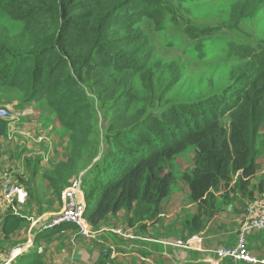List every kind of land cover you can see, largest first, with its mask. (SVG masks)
Listing matches in <instances>:
<instances>
[{
  "label": "trees",
  "instance_id": "1",
  "mask_svg": "<svg viewBox=\"0 0 264 264\" xmlns=\"http://www.w3.org/2000/svg\"><path fill=\"white\" fill-rule=\"evenodd\" d=\"M160 1L0 0V10L22 24L21 31L11 33L0 23V86L24 93V102L44 100L70 131V154L57 173L67 183L86 170L85 216L95 228L121 209L134 210L141 221L155 219L175 179L171 162L188 144L196 147L197 166L189 176L197 198L231 171L239 173L237 186H244L242 178L255 173L261 153L264 43L235 50L243 63L231 70L232 83L220 94L159 113L146 94L139 107L134 74L140 73L147 92L152 90L153 46L137 24L144 17L158 23ZM263 4L259 0L238 14L253 15L252 9ZM112 96L118 104L112 119L118 128L111 136L115 142L94 161L98 141L82 152L87 122L98 123L101 104ZM226 114L223 125L219 118ZM6 132L7 122L0 118V137ZM51 178L58 189V178Z\"/></svg>",
  "mask_w": 264,
  "mask_h": 264
},
{
  "label": "crops",
  "instance_id": "2",
  "mask_svg": "<svg viewBox=\"0 0 264 264\" xmlns=\"http://www.w3.org/2000/svg\"><path fill=\"white\" fill-rule=\"evenodd\" d=\"M0 103L12 113L5 119L6 134L0 137V264L37 260L41 264H264V228L248 237L249 251L257 262L220 258L216 253L236 243L247 206L264 198V151L256 160L255 173L242 178L244 186H237L239 173L231 171L228 179H219L214 189L198 198L189 176L196 170L191 156L186 167L173 168L174 182L155 219L141 221L134 210L121 209L96 226L94 237L85 238L72 226L45 228L62 208L63 190L78 176L65 183L57 173L70 154L69 131L63 133L44 100ZM46 113L44 121L48 118L51 125L44 139L36 138L42 126L37 121ZM180 153L174 160L184 166ZM51 176L58 178V189ZM9 184L28 190L25 205L14 209L6 201ZM85 188L84 182V192Z\"/></svg>",
  "mask_w": 264,
  "mask_h": 264
},
{
  "label": "rangeland",
  "instance_id": "3",
  "mask_svg": "<svg viewBox=\"0 0 264 264\" xmlns=\"http://www.w3.org/2000/svg\"><path fill=\"white\" fill-rule=\"evenodd\" d=\"M159 3H162V10L156 13L158 23L144 17L137 24L149 37L153 46L152 58L149 62L152 90L147 92L140 73L134 74L133 83L139 98V107L144 106L146 94L152 99L153 110L156 113L169 106L186 102H203L210 96L220 94L229 89L232 83L231 70L243 63L237 57L235 50L264 43V4L252 9L253 15H240L251 7H256L259 0H164ZM248 6L249 8L246 9ZM0 23L11 33H17L22 29L20 22L12 20L1 10ZM226 94L230 97V93ZM24 98V93L19 90L0 86V101L13 104ZM113 100L114 96L111 99L106 98V103L101 104L103 109L102 113H99L96 125L87 122L90 128L89 137L82 146V152H89L91 142L98 141V156L94 161L99 159L103 149L113 146L115 142L111 136L118 131V128L112 126V119L118 112V104ZM51 112L57 122L59 120L58 124H61L60 127L66 135L68 130L59 115L53 109ZM46 115L47 113L37 121V124L42 126H39L38 132H35L36 138L45 137L47 127L51 125L49 122L51 120L48 118L44 121ZM219 119L223 125L228 124L229 116L226 114ZM69 143L71 149L70 140ZM258 146L261 152L264 151V123L258 133ZM183 150L180 154L185 156L183 155L184 159H180V162L184 166L176 163L175 159L171 162L172 170L186 167L191 156L195 159L196 147L188 144ZM85 157L87 158L86 155ZM193 162L197 166L196 162Z\"/></svg>",
  "mask_w": 264,
  "mask_h": 264
},
{
  "label": "built area",
  "instance_id": "4",
  "mask_svg": "<svg viewBox=\"0 0 264 264\" xmlns=\"http://www.w3.org/2000/svg\"><path fill=\"white\" fill-rule=\"evenodd\" d=\"M12 115L11 110L5 105H0V118L7 119ZM84 173L73 178L70 184L63 190L62 208L47 222L45 228L54 229L64 226H72L82 237L92 238L97 230L86 219L87 201L84 192ZM6 201L14 209L18 205H25L29 199L28 190L21 185L9 184L5 190ZM36 222V221H34ZM264 228V198L250 203L246 209V219L240 226L236 243L230 247H221L216 250L220 258H229L238 261L257 262L248 248V237L257 229ZM183 245L182 241L177 242Z\"/></svg>",
  "mask_w": 264,
  "mask_h": 264
}]
</instances>
